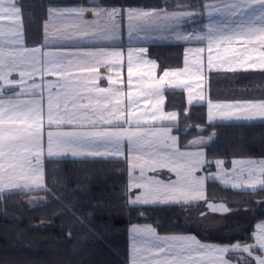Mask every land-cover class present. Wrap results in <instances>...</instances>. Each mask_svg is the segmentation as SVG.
I'll return each mask as SVG.
<instances>
[{"label": "snow or ice", "instance_id": "1", "mask_svg": "<svg viewBox=\"0 0 264 264\" xmlns=\"http://www.w3.org/2000/svg\"><path fill=\"white\" fill-rule=\"evenodd\" d=\"M201 16V28L184 30ZM125 20L126 50L118 44ZM152 38L189 45L182 67L161 69L147 47L131 43ZM248 72L264 74V0H201L171 10L98 0L51 6L35 47L26 43L20 0H0V194L49 191L46 160L123 158L126 204L141 217L151 208L187 210L201 202V217L230 215L226 202L209 199L207 184L264 194V158H233L230 167L210 159L205 145L215 133L182 147L173 131L181 113L166 110V95H186V118L193 106L206 107L209 125L264 123V98L214 100L206 86L213 73ZM129 239V264H264V221L251 242L160 235L138 224Z\"/></svg>", "mask_w": 264, "mask_h": 264}, {"label": "trees", "instance_id": "2", "mask_svg": "<svg viewBox=\"0 0 264 264\" xmlns=\"http://www.w3.org/2000/svg\"><path fill=\"white\" fill-rule=\"evenodd\" d=\"M148 0H100L110 5H142ZM23 6L28 43L41 42L47 9L53 5L86 4L87 0H20ZM170 3L168 5H172ZM183 44H150L149 54L159 61L160 68L179 67L183 63ZM223 74L213 73L210 95L216 98L223 90ZM217 84L219 86L217 87ZM186 96L169 91L166 108L181 113L176 128L183 147L199 135L215 133L206 145L213 158L264 157V123H207L206 107L195 105L189 116L183 115ZM204 131L200 132L199 127ZM229 161V159H228ZM230 163V162H229ZM49 191L0 195V264H73L72 245L98 239L96 248L81 253L76 264H129L130 224L153 223L161 233L195 232L202 240L219 242L248 241L259 220H264V194L248 195L222 188L218 182L208 183V196L224 199L241 214V227L231 238L205 235L199 227H188L194 215L179 207L148 209L143 217L126 204L127 164L125 160H47ZM58 201V202H57ZM243 207V208H241ZM191 212V211H190ZM187 214V215H186ZM9 225V226H8ZM9 230V231H8ZM111 232V238L105 235ZM211 234L212 231H210ZM97 251L104 257L99 258Z\"/></svg>", "mask_w": 264, "mask_h": 264}, {"label": "crops", "instance_id": "3", "mask_svg": "<svg viewBox=\"0 0 264 264\" xmlns=\"http://www.w3.org/2000/svg\"><path fill=\"white\" fill-rule=\"evenodd\" d=\"M98 2H100V0H98ZM207 2H214V0H207ZM170 3H173V4L168 5ZM189 3L199 5L201 3V0H148L142 5H123V6L124 7L140 6V7H147V8L167 6L171 10L173 8V6L176 4H189ZM80 5H85V4H80ZM53 6H65V5H53ZM72 6H75V5H72ZM117 6H120V5H117ZM192 10H196V9H192ZM204 23H207V17L201 16L195 23H186L183 27H184V30H192L193 28L199 29V28H201V26ZM25 35H26V43L29 47H35L42 42V38H41V42H39V43H36V44L28 43L26 27H25ZM131 43L133 46L147 47L148 48V57L150 59H155L158 62V64H159V61L149 54V45L150 44H183V46H184L183 52H184V48L189 46L182 41H176L174 39L161 40V39H155V38L147 39V40L133 41ZM118 44L120 46H122L125 50L127 49V47L130 44V42L128 40V35H127L126 20L122 22V39L118 42ZM179 67H182V65ZM101 72L102 73L105 72V69H101ZM221 74H223V78L225 79V80H223L224 81L223 90H221L220 88H217V90H218V92L216 93L217 97L216 98L213 97L214 100H241V99L264 98V74H261L259 72H248V73H239V74L221 73ZM124 75L126 76V71H125ZM206 86H209V83H206ZM218 86H219V84H217V87ZM166 102H167V95H166ZM166 110H168V109L166 108ZM169 111H171V110H169ZM176 111H178V110H176ZM256 122H260V121H256ZM216 123H222V122H216ZM173 131H174V134H177L179 136L176 128ZM208 135H210V134H204L203 136L207 137ZM213 140H214V138H213ZM179 144H180V137H179ZM205 151H206V155L208 156V149H207L206 145H205ZM209 158L215 159L213 157H209ZM219 158H221V157H219ZM233 158H241V157H232V158H223V159H225L226 161H228V159H229V162H230L231 159H233ZM247 158L261 159L264 157H247ZM64 159L80 160V159H73L71 157H65V158H61L59 160H64ZM87 160H93V159H87ZM95 160H102V159H95ZM119 160H124V159L121 158ZM46 162H47V160L45 161V165H44V167H45V181H46V185H47ZM227 166L230 167V163ZM212 170L215 171L214 168ZM207 189H208V184H207ZM17 193H28V192H12V193H3L0 195L3 196V195H7V194H17ZM207 194H208V192H207ZM209 199H212V198H209ZM200 204H202L201 207L199 209H195V212H192V210H190L191 212L188 211V215L186 214L187 217H189V215H194L196 217V220L195 221H185V223L188 227H199L200 231L205 233V235H212L210 232L211 231L210 226L220 225L219 224L220 221H217L216 223H213V221H204L203 220L204 217L200 216V213L203 211L204 204H203V202H201ZM241 208H243V207H241ZM191 209H194V208H191ZM233 210H234V207H233ZM261 221H264V220H259L256 223L261 222ZM133 224L152 225V226L156 227L153 223H150V222H135V223L130 224V226ZM130 226H129V228H130ZM254 227H255V225H254ZM129 228H128V234H129ZM157 232L160 235H170V234L190 235V234H194L199 239H201L199 237V235L195 232L161 233L158 230V228H157ZM202 241L213 242V243H229V242H219V240H216L214 238L213 239H206V240H202ZM129 248H130V239H129Z\"/></svg>", "mask_w": 264, "mask_h": 264}, {"label": "rangeland", "instance_id": "4", "mask_svg": "<svg viewBox=\"0 0 264 264\" xmlns=\"http://www.w3.org/2000/svg\"><path fill=\"white\" fill-rule=\"evenodd\" d=\"M164 176L166 177V174H164ZM191 216V215H190ZM241 214H236L234 213V210L232 211V213L230 215H227V216H219V215H216V216H210V215H207V216H204V221H214L215 223L217 221H220L219 224L220 225H214V226H210L211 227V231H212V235L216 236L217 238H231L233 237L235 234L238 233V230L239 228L241 227ZM9 226V225H8ZM9 231V230H8ZM105 235H107L108 237L111 238V232L108 230L106 231L105 230ZM98 239L96 238H91V241H90V247L89 248H86V246L88 247L89 245L86 244L85 247L81 245H78V247H76V245H72V247L74 248L73 250V254L75 257L74 258V262L73 264H76L77 263V258L81 257L82 254L81 253H85V251H89V249H93L94 247L96 248L99 244V242H97ZM97 250V248H96ZM100 255L99 258H102L104 257L103 255V252L102 254L97 251V255ZM61 261H56V264H60Z\"/></svg>", "mask_w": 264, "mask_h": 264}, {"label": "water", "instance_id": "5", "mask_svg": "<svg viewBox=\"0 0 264 264\" xmlns=\"http://www.w3.org/2000/svg\"><path fill=\"white\" fill-rule=\"evenodd\" d=\"M214 200H216V201H224V202H226V203H227V204L233 209L232 205H231L228 201H226V200H224V199H214ZM205 211H206V208H205V206H204L202 212H205Z\"/></svg>", "mask_w": 264, "mask_h": 264}, {"label": "flooded vegetation", "instance_id": "6", "mask_svg": "<svg viewBox=\"0 0 264 264\" xmlns=\"http://www.w3.org/2000/svg\"><path fill=\"white\" fill-rule=\"evenodd\" d=\"M208 215H210L211 217H212V216H216V215H213V214H210V213H209ZM213 223H215V222L213 221Z\"/></svg>", "mask_w": 264, "mask_h": 264}]
</instances>
